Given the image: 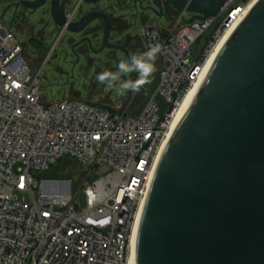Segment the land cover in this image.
Masks as SVG:
<instances>
[{
    "label": "built area",
    "instance_id": "built-area-1",
    "mask_svg": "<svg viewBox=\"0 0 264 264\" xmlns=\"http://www.w3.org/2000/svg\"><path fill=\"white\" fill-rule=\"evenodd\" d=\"M258 1L229 0L216 17L191 24L180 15L176 26L142 27L145 51L156 43L162 51L137 115L133 101L116 108L78 99L44 103L41 71L0 17V264L131 263L177 114ZM63 159L80 165L79 180L54 174Z\"/></svg>",
    "mask_w": 264,
    "mask_h": 264
},
{
    "label": "water",
    "instance_id": "water-1",
    "mask_svg": "<svg viewBox=\"0 0 264 264\" xmlns=\"http://www.w3.org/2000/svg\"><path fill=\"white\" fill-rule=\"evenodd\" d=\"M48 1L60 33L102 20L101 51L114 48L103 12L74 21L77 9L66 14L61 0L17 6L35 13ZM166 1L191 24L216 17L229 0ZM136 264H264V0L232 34L169 140L142 214Z\"/></svg>",
    "mask_w": 264,
    "mask_h": 264
},
{
    "label": "rangeland",
    "instance_id": "rangeland-1",
    "mask_svg": "<svg viewBox=\"0 0 264 264\" xmlns=\"http://www.w3.org/2000/svg\"><path fill=\"white\" fill-rule=\"evenodd\" d=\"M76 2L78 1L75 0L73 3ZM110 2L126 6V10L130 9L129 13H132L133 0H104L99 5L107 7ZM92 8L93 6H87L84 10ZM49 16L50 12L47 7L31 14L27 9L20 8L18 10L11 7L10 0H0V17H3L4 21L13 27L23 46L24 57L31 68L37 72L41 71L42 101L46 103L78 99L90 104H97L100 108H107L106 103H116L121 96L116 95L112 90H106L105 85L96 80L98 75L96 72L92 71L87 75L78 70L73 72L69 63L72 60L70 48L78 40V36L58 32ZM179 19L180 16L176 14L170 19L172 22L167 26L179 25ZM164 24H166L165 20L151 19L146 23V26H165ZM94 40V47L97 48L101 44V37H96ZM203 47L202 40L199 43V49ZM146 94L147 91L133 101L131 105L133 114L137 115L143 109L146 101L144 95ZM79 166L74 160L63 159L54 174H58L59 177L67 176L79 180L82 171ZM78 186L77 184L76 187ZM78 200L83 205V197L79 196ZM79 209L80 207L77 208V210Z\"/></svg>",
    "mask_w": 264,
    "mask_h": 264
},
{
    "label": "flooded vegetation",
    "instance_id": "flooded-vegetation-1",
    "mask_svg": "<svg viewBox=\"0 0 264 264\" xmlns=\"http://www.w3.org/2000/svg\"><path fill=\"white\" fill-rule=\"evenodd\" d=\"M21 1L36 0H10V6L17 8L18 10H20V8L25 9L22 6H17ZM74 1L75 0H61V9L66 14L70 15L77 9L75 14H73L72 20L77 21L88 13L103 12L109 16L113 24V30L109 39V45L114 47L112 49L101 51L105 29V23L102 20L92 22L84 32L73 35L78 36V40L75 41L70 48L72 60L69 63L71 64L73 72L78 70L86 75L92 71L97 74H100L105 70L116 71V65L121 59L127 60L131 54L144 52V42L139 35V31L142 27H145L146 23L151 19L165 20L166 23L170 24L172 22L170 21L171 18L176 14L180 16V14L166 0H156L162 6V10L155 7L153 0H133V4L131 5L132 13H129L130 9L126 10V6L121 4L117 5L116 2H110L107 7H101L99 4L104 0L96 5L79 4L78 0H76L78 2L73 3ZM87 6H93V8L86 11L84 8ZM45 7L49 9V17L51 18L50 1H48L42 8ZM29 12L31 14L36 13ZM99 36L101 37V44L96 48L94 47V39ZM136 76V73H132L129 77H122V79L130 78L135 80ZM155 76L154 73L151 77V84L145 85L136 93L131 91L126 92L118 99V101L127 105L136 100L139 95L148 91L155 84Z\"/></svg>",
    "mask_w": 264,
    "mask_h": 264
},
{
    "label": "clouds",
    "instance_id": "clouds-1",
    "mask_svg": "<svg viewBox=\"0 0 264 264\" xmlns=\"http://www.w3.org/2000/svg\"><path fill=\"white\" fill-rule=\"evenodd\" d=\"M162 51V45L159 43L149 46L148 50L131 54L125 60L121 59L116 65V71L105 70L96 76V80L105 85L106 90H112L118 96H123L126 92H139L145 85L152 83V75L157 71L156 58ZM136 73V79H122Z\"/></svg>",
    "mask_w": 264,
    "mask_h": 264
},
{
    "label": "bare ground",
    "instance_id": "bare-ground-1",
    "mask_svg": "<svg viewBox=\"0 0 264 264\" xmlns=\"http://www.w3.org/2000/svg\"><path fill=\"white\" fill-rule=\"evenodd\" d=\"M255 7V4L253 6H251V9ZM232 35L227 36L223 42L221 43V46L219 47V50L217 52V54L213 57L212 61H211V65L208 67V73L204 79V81L202 82V84L200 83L196 89H194L192 91V93L186 98L184 104L182 105L181 109L179 110L177 117H176V121H175V126H174V130L173 133L175 132L176 128L178 127L179 123L181 122V120L183 119V117L185 116L186 112L188 111V109L190 108L191 104L193 103L194 99L196 98V96L198 95L203 83L205 82L207 76L209 75L214 63L216 62L217 58L219 57L220 53L222 52L223 48L225 47V45L227 44V42L229 41V39L231 38ZM173 135V134H172ZM169 143V142H168ZM168 145V144H167ZM167 148V146H166ZM165 148V150H166ZM164 150V153H165ZM163 153V154H164ZM163 157V155H162ZM137 236H138V232L135 234L133 243H132V258H131V263L130 264H136V243H137Z\"/></svg>",
    "mask_w": 264,
    "mask_h": 264
},
{
    "label": "crops",
    "instance_id": "crops-1",
    "mask_svg": "<svg viewBox=\"0 0 264 264\" xmlns=\"http://www.w3.org/2000/svg\"><path fill=\"white\" fill-rule=\"evenodd\" d=\"M169 23H166V24H164L165 26H167ZM162 27H164V26H162ZM64 34V33H63ZM92 104H94V103H92ZM95 105H97V104H95ZM105 105H107L108 107H110V108H116V107H121V106H125L124 104H122L121 102H119V101H117L116 103H106Z\"/></svg>",
    "mask_w": 264,
    "mask_h": 264
}]
</instances>
